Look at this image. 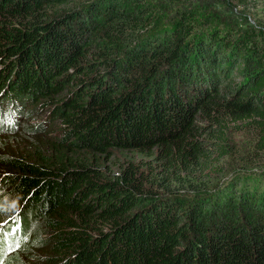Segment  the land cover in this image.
I'll return each mask as SVG.
<instances>
[{
  "label": "trees",
  "instance_id": "16d2710c",
  "mask_svg": "<svg viewBox=\"0 0 264 264\" xmlns=\"http://www.w3.org/2000/svg\"><path fill=\"white\" fill-rule=\"evenodd\" d=\"M195 1L0 0L4 96L74 86L58 135L0 146L2 264L29 243L49 264H264V172L218 166L235 133L264 163V32L199 22ZM113 150L141 157L108 170Z\"/></svg>",
  "mask_w": 264,
  "mask_h": 264
},
{
  "label": "rangeland",
  "instance_id": "374dc122",
  "mask_svg": "<svg viewBox=\"0 0 264 264\" xmlns=\"http://www.w3.org/2000/svg\"><path fill=\"white\" fill-rule=\"evenodd\" d=\"M186 4L191 2H196L195 0H185ZM220 0H204L199 3L201 6H197L198 10V21L201 22L202 20L207 19V17L211 18L212 21L216 20L211 25H217V28L222 29L223 31H232L233 33L239 34L243 37L245 36H256L258 41H261V34L264 32V0H237L234 5V8L229 9H222L218 7V2ZM174 10L176 8H183V5H177L175 3H168ZM184 9V8H183ZM219 17V18H218ZM225 20L226 26L218 25L219 20ZM227 19V20H226ZM201 33V32H200ZM263 43V42H262ZM65 78V76L61 77L60 79ZM67 81V80H66ZM72 78H70V82L66 85L68 88L59 87L58 89L51 92L50 96L44 97L37 101L35 98L28 103V110L29 116L32 120H34L33 124H27L26 126L22 127L19 125L18 129H11L6 132H3L5 129L4 126L0 125V146H4V156H16L21 155L25 149L28 148L27 143L32 137L36 140L41 142H45L47 138H53L54 136L58 135L57 130L62 126L61 119L55 115V110L57 109L60 102L63 100L68 101L71 93H68L67 90L74 88L73 83L71 82ZM78 93V92H77ZM27 101V99L25 100ZM2 105V110L5 108V103L0 102ZM70 103V102H69ZM4 112L0 113L2 116ZM49 115H52V119H50V124L46 125L45 122ZM13 118H7L6 124L9 121H13ZM234 146L239 147L238 151L242 152L238 154L235 158L223 161L221 165L218 166H225L227 167L228 176L224 177L225 179H230L232 177V173L238 169V173L241 172L243 169H246V174H255V173H262L264 172V163L262 161H254L253 151L249 154L250 150L249 147L253 145V139L249 133L241 135L240 133H235L232 137ZM233 146V148H234ZM141 155L136 152H122L113 150V156L109 157V160H106L104 156L101 158L102 161L106 162V167L108 170L111 169H118L120 163L124 160H138L140 159ZM135 159V160H134ZM247 159V160H246ZM249 160V161H248ZM143 164L147 163L146 161H140ZM218 166L216 170H218ZM212 170V169H211ZM214 173V172H212ZM8 174V173H6ZM210 172H208V176ZM0 183V198H4L8 196V190H13L12 186H4L1 188ZM47 239V236H44ZM31 247L29 248L30 251L25 254L28 255L27 264H49L48 261L45 259H35L33 258V253L36 251H41L43 246H33L29 243ZM50 248V247H48ZM43 255L46 253L45 250L41 252H37V256ZM61 264V263H60ZM63 264V263H62Z\"/></svg>",
  "mask_w": 264,
  "mask_h": 264
},
{
  "label": "clouds",
  "instance_id": "9594fccd",
  "mask_svg": "<svg viewBox=\"0 0 264 264\" xmlns=\"http://www.w3.org/2000/svg\"><path fill=\"white\" fill-rule=\"evenodd\" d=\"M5 92H9V89L4 88V90H0V102L5 103V108H3L1 112H4L2 116H0V125L4 126L5 129L3 132H6L11 129H18L19 125H22V127L26 126L27 124H33L34 120H32L29 116V110H28V103L31 102V99H27V103L25 107L22 106V103L26 100L24 98L16 97V95L12 94V90H10L9 95L4 96ZM17 108V109H15ZM7 118H13V121H9L8 124H6V119ZM50 119H52V115H49L47 118V121L45 122L46 125L50 124ZM1 129V128H0ZM1 132V130H0ZM22 225H20V228ZM4 233L1 230L0 231V240L3 239ZM23 235V234H22ZM28 242V240H26ZM25 241V243H26ZM24 243V244H25ZM0 264L1 263V258H0Z\"/></svg>",
  "mask_w": 264,
  "mask_h": 264
},
{
  "label": "bare ground",
  "instance_id": "6f19581e",
  "mask_svg": "<svg viewBox=\"0 0 264 264\" xmlns=\"http://www.w3.org/2000/svg\"><path fill=\"white\" fill-rule=\"evenodd\" d=\"M0 106H1V103H0Z\"/></svg>",
  "mask_w": 264,
  "mask_h": 264
}]
</instances>
